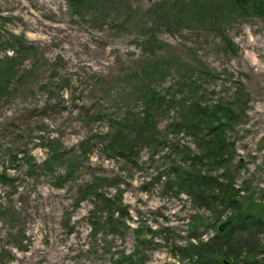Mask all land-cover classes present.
Masks as SVG:
<instances>
[{"label": "rangeland", "instance_id": "rangeland-1", "mask_svg": "<svg viewBox=\"0 0 264 264\" xmlns=\"http://www.w3.org/2000/svg\"><path fill=\"white\" fill-rule=\"evenodd\" d=\"M214 3L215 20H197L181 0H0V264H115L123 253L197 264L190 243L226 221L220 240L243 255L224 260L243 264L250 245L260 255L262 227L228 240L232 206L212 211L167 185L193 160L184 147L198 153L204 140L176 131L181 94L155 111L154 136L110 143L150 89L197 81L184 99L233 102L236 115L227 162L205 172L264 205V16Z\"/></svg>", "mask_w": 264, "mask_h": 264}, {"label": "trees", "instance_id": "trees-1", "mask_svg": "<svg viewBox=\"0 0 264 264\" xmlns=\"http://www.w3.org/2000/svg\"><path fill=\"white\" fill-rule=\"evenodd\" d=\"M78 1H82L84 4V0ZM187 2H189L190 5L191 15L198 17L195 19L198 20L201 17L206 18V15H208V20H215L211 12H216L214 3L216 0H181V4ZM220 2L229 9H237L241 13L250 11L264 16V0H220ZM178 18V15L175 16V19ZM215 24V22H212V27H214ZM10 59H14V57ZM200 70L202 73L210 71L206 67H201ZM187 82L189 83L187 84ZM174 86H176V84ZM199 87L197 81L192 82L189 79H181L178 83V87L172 94L166 93V95L164 92L150 89L146 94V109L143 114L135 115L134 113H127L123 125L120 123L119 126L115 127V134L110 142L111 147L114 149L121 148L118 144L123 143L130 137L143 139L145 137L154 136L156 133L153 132L152 129L154 130L153 127H155V111L162 109L165 104L169 103L168 100L170 98H172L170 100L173 101L178 94H181L183 98V100H181V110L183 113L176 125V131L183 130L197 139L202 136L204 140L198 153H193V151H191L192 149L184 147L183 152H185L187 156L193 155V160L191 163H186L180 166V168H177L167 181V185L170 186L175 182V185L181 191L193 196L197 204L207 205L212 211H215V206L217 207L220 205L224 208L232 206L234 209V220L232 225L233 228L227 229L228 240H230L237 227L244 230L255 225L264 229V219L261 215V213H264L263 203L258 204L249 197H244L245 201H243L240 190L234 186L233 182H223L218 177L205 172L207 168L206 165H213L217 168L219 165L227 162L225 160V155L231 153V145L227 142L226 127L228 124L233 123L236 115L233 109V102L215 105V107L210 110L209 107L207 108L206 105L195 96L189 101L184 99L186 94L185 91L188 90L191 93H197ZM206 136L208 138H205ZM186 158L188 159V157ZM173 176L176 177L173 179ZM261 206L263 207L261 208ZM255 209H260L261 213L255 215V212L251 211ZM121 217H124L123 212L121 213ZM197 220L198 218L195 216L196 223L194 226L197 224ZM116 221V218L114 220H112V218L108 219L109 226L115 227ZM223 235V232L218 229V233L214 237L206 240H199V242H191L189 245L190 258L194 259L197 264H209L216 260L215 257H219V263L230 264L228 260L226 261L224 260L225 258H223L225 256L224 253H226V255H232L236 258L235 260H239L243 252L240 249H234V251L229 249L227 240L224 243L222 242V240L226 238V235L220 240ZM256 246L257 245H250L247 248L248 250H246L243 264H264V245L260 247V250H262L260 255L256 254L259 249ZM258 256L261 257L258 258ZM114 261L115 264H133L132 257L127 256L125 253H123V255H116Z\"/></svg>", "mask_w": 264, "mask_h": 264}, {"label": "water", "instance_id": "water-1", "mask_svg": "<svg viewBox=\"0 0 264 264\" xmlns=\"http://www.w3.org/2000/svg\"><path fill=\"white\" fill-rule=\"evenodd\" d=\"M230 222L229 221H226L224 222L222 225H221V230H223Z\"/></svg>", "mask_w": 264, "mask_h": 264}, {"label": "bare ground", "instance_id": "bare-ground-1", "mask_svg": "<svg viewBox=\"0 0 264 264\" xmlns=\"http://www.w3.org/2000/svg\"><path fill=\"white\" fill-rule=\"evenodd\" d=\"M264 71V70H263Z\"/></svg>", "mask_w": 264, "mask_h": 264}]
</instances>
